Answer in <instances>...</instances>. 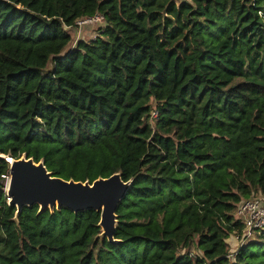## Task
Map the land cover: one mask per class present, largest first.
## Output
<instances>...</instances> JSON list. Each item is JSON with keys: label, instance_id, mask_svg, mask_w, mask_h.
I'll return each instance as SVG.
<instances>
[{"label": "trees", "instance_id": "trees-1", "mask_svg": "<svg viewBox=\"0 0 264 264\" xmlns=\"http://www.w3.org/2000/svg\"><path fill=\"white\" fill-rule=\"evenodd\" d=\"M0 152L132 180L118 243L95 210L15 217L0 189V264H264V230L233 259L226 241L264 193V0H0Z\"/></svg>", "mask_w": 264, "mask_h": 264}, {"label": "water", "instance_id": "water-1", "mask_svg": "<svg viewBox=\"0 0 264 264\" xmlns=\"http://www.w3.org/2000/svg\"><path fill=\"white\" fill-rule=\"evenodd\" d=\"M10 180L6 190L7 204L14 206L15 217L23 207L38 205V212L66 208L73 213L95 210L100 213L98 226L100 237L110 243L114 238L117 215L116 209L129 189L132 180L123 181L120 172L94 181L65 180L53 176L43 160L35 162L25 153L10 164Z\"/></svg>", "mask_w": 264, "mask_h": 264}, {"label": "built area", "instance_id": "built-area-1", "mask_svg": "<svg viewBox=\"0 0 264 264\" xmlns=\"http://www.w3.org/2000/svg\"><path fill=\"white\" fill-rule=\"evenodd\" d=\"M180 1L190 0H172L173 3L178 4ZM104 16L96 12L93 15L85 16L76 19L72 25H64V29L69 33L71 37L72 45L70 49H73L79 41H87L91 38H95L97 29L104 25ZM83 25H91L88 30H92V35L89 39L85 38L81 33V27ZM156 113H153L155 116ZM16 159L9 153L0 152V164H5V170L0 172V189L6 195L10 180V164ZM7 197V196H6ZM235 216L241 222V227L233 231L226 239L229 244L230 253L227 257L233 259L239 252L240 248L244 246L248 241L255 237V234L264 230V193H257L247 199L241 200L236 208ZM190 256L200 255V253H193L190 250Z\"/></svg>", "mask_w": 264, "mask_h": 264}, {"label": "rangeland", "instance_id": "rangeland-1", "mask_svg": "<svg viewBox=\"0 0 264 264\" xmlns=\"http://www.w3.org/2000/svg\"><path fill=\"white\" fill-rule=\"evenodd\" d=\"M91 25H83V27H81V33L83 34V36L87 39H89V37L92 35L91 31L94 29L92 28V30H88V27H90ZM90 31V32H89ZM93 32V31H92ZM97 32V31H96ZM72 45V42L68 43L66 45V47H64V49L62 50V52L60 53V56H63L66 54V52L68 51V49L70 48V46ZM51 65V61L50 64ZM259 233L255 234V237H257ZM193 253H200V251L196 248L192 249Z\"/></svg>", "mask_w": 264, "mask_h": 264}, {"label": "crops", "instance_id": "crops-1", "mask_svg": "<svg viewBox=\"0 0 264 264\" xmlns=\"http://www.w3.org/2000/svg\"><path fill=\"white\" fill-rule=\"evenodd\" d=\"M89 32H90V31H89ZM69 49H70V48H69ZM69 49H68V50H69Z\"/></svg>", "mask_w": 264, "mask_h": 264}]
</instances>
